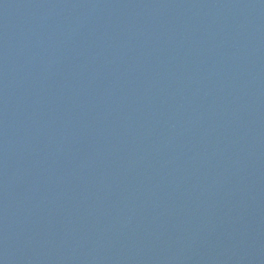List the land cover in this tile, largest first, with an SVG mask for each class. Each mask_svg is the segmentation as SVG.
<instances>
[{"label":"water","instance_id":"obj_1","mask_svg":"<svg viewBox=\"0 0 264 264\" xmlns=\"http://www.w3.org/2000/svg\"><path fill=\"white\" fill-rule=\"evenodd\" d=\"M0 264H264V0H0Z\"/></svg>","mask_w":264,"mask_h":264}]
</instances>
